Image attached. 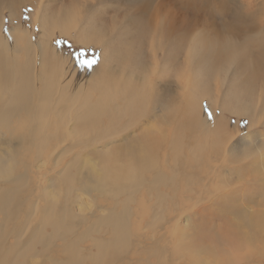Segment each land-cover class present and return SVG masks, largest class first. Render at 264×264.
<instances>
[{
  "label": "bare ground",
  "instance_id": "bare-ground-1",
  "mask_svg": "<svg viewBox=\"0 0 264 264\" xmlns=\"http://www.w3.org/2000/svg\"><path fill=\"white\" fill-rule=\"evenodd\" d=\"M117 1L125 4L123 10H114L117 14L129 9L131 13L124 12L121 19L111 17L112 26L109 28L115 31V40L109 37L112 34L103 33L100 28V35L96 32L93 39L82 41L100 44L102 49V83L100 99L96 103L105 123L102 131L109 133L118 124L137 126L146 119H152L154 124L126 151L105 156L100 167L89 165L95 178L90 185L77 189L73 186L74 181L69 183L67 178L66 182L72 186L66 192L62 191L57 197L46 194L44 206L33 204L24 219L25 204L35 180L32 175L38 176V168L42 167L35 166L32 161H24L28 154L33 150L36 155L34 159L46 160L72 135L95 138L98 136L93 126L96 114L86 110L83 101L79 103L74 99L69 104V98H64L65 90L58 85L51 86L44 82L42 88L38 86L39 80L44 78L37 69L42 68V60H45L38 59L39 50L47 48L53 29H58L62 35L70 33L76 23V19H71L72 14L53 21L51 5H44L42 0L27 1L29 6L35 5L34 18L40 20L39 24H34V27H39L40 33V40L35 43L32 36L19 26L20 23L17 25L21 18L18 9L22 4L26 6L25 0H0V104L3 108H9L8 111H0V124L9 130L11 140L20 142L17 150L15 147L9 148V155L22 156L11 159L9 163L0 158V264H28L27 259L33 256L37 245L48 253L56 238L65 237L66 232L73 234V228L85 222L84 216L90 209L89 204L78 198L77 190L90 200L95 193L117 200V196L128 192V197L121 202L120 209L100 206L99 214H90L97 225L88 230L86 228L80 237L90 240L92 247L96 248L95 253L81 247V239L76 237L71 242L67 241L62 258L54 264H264V189L251 200V205L240 203L243 207L239 216L227 219L230 214L222 215L226 219L223 225L227 233L222 234L220 226L214 224H219L214 212L203 213L201 209L198 210L201 224L196 229L183 226V230L178 229V234L173 238L174 228L170 227L162 237L151 238L147 244L140 242L142 239L138 238L141 236L134 234L136 221L133 219L140 218L133 215L129 205L132 194L144 189L148 195L146 202L155 194L156 205L160 207L163 197L157 189L167 187L172 192L168 213L175 215L185 200L201 192H208L204 207L209 210L234 189L240 190L239 197L245 201L248 188L264 187L262 28L257 32L249 30L248 26L252 23L248 25L247 21L251 16L247 12L243 17V10H234L229 24L230 36L227 35L228 29H223L222 37L205 39L199 33L191 37L192 32H187L184 25L169 22V9L164 12L151 10L153 0ZM212 2L200 1L203 7L200 9L208 7V16L212 15L211 12L214 14V9L210 8ZM183 4L181 0L171 1V5L179 9L184 7ZM194 6L190 2L186 7ZM225 6L223 4L218 8L222 12L229 11ZM5 13L12 25L6 32L2 29ZM73 18L76 17L73 15ZM101 20L106 22L105 18ZM104 24L102 22L101 25ZM153 37H157L160 43L168 42V50L155 44ZM170 49L178 50L176 60L175 56H170L174 63L179 64L184 58L181 63L183 67L177 74L179 81L175 84L176 95L180 93V103L175 106L168 103L167 93H164L166 97L159 93L157 97L154 96L150 79L158 70V64L166 61ZM51 91L52 96L49 95ZM206 100L208 109L218 110L221 118L216 124H211L209 130L206 127L203 131L204 134L209 131L215 139L211 146L202 144L203 140L196 138L201 133L196 123L208 121L202 116L203 101ZM223 113L248 121L246 134L243 133L240 142L232 148H227L233 139L231 134L240 130L237 124L233 126V131L229 130L230 125L222 119ZM69 124L73 125L72 129ZM167 127L171 129L170 132H167ZM82 130L87 133L81 134ZM188 141L196 142L191 158L183 152ZM162 145L167 146V152L165 150L160 159ZM205 156L210 161L204 160ZM234 161L239 169L248 170V174H219L228 170ZM200 169H204V172L195 171ZM65 173L62 179L67 177ZM147 174L150 176L147 177ZM220 176L223 181L219 180ZM223 183L233 185L232 191L222 194L219 188ZM22 186L26 187L25 191H19ZM73 202L75 206H72ZM174 217L164 218L161 213H156L153 222L163 231V226H172L171 220L178 219ZM234 220L238 223V230L229 233L234 227ZM48 227L50 232L47 231ZM10 237L14 240L13 244L9 241ZM222 244L229 247L220 248ZM131 253L143 254V259L134 262L129 259ZM34 256L49 255L36 253Z\"/></svg>",
  "mask_w": 264,
  "mask_h": 264
},
{
  "label": "rangeland",
  "instance_id": "rangeland-1",
  "mask_svg": "<svg viewBox=\"0 0 264 264\" xmlns=\"http://www.w3.org/2000/svg\"><path fill=\"white\" fill-rule=\"evenodd\" d=\"M27 1L29 0H25L26 6H24V4L19 6L21 10L20 8L18 9L20 12V14L18 13V15L19 18L20 16L21 18L18 20L17 25H19L18 23H20L19 26L32 36L31 38L33 42L37 43L40 40V33L39 27H34V24H39L40 20L34 18L36 12L34 7L35 5L33 6L32 3H35V1L32 2L33 0H30L32 2V6H29V3ZM36 1L38 2L39 0ZM171 1L173 0H153L151 10L164 12L165 10L169 9L170 13L167 15L169 22H171L172 25H184L185 29L188 30L187 32H192L190 35L191 37L198 33L201 34V36L205 39L222 37V35L220 34L223 29H228L227 35L230 36L231 30L229 29V24L232 19L231 13H233L234 10H243V13L240 11L243 17L244 15H247L248 12V15L251 16V19L247 21L249 22L248 25L252 23V25L248 26L249 30L251 29L257 32L258 29L260 30L262 28V35H264V0H231L232 2L230 0H213L211 7H209L214 9V14L213 12H211L212 15L210 16L207 15L208 7L205 10L200 9L203 8L200 5L201 0H181L182 4H185H183L184 7L181 9H179L177 6L171 5ZM42 2H44V5H51L50 16L53 21H56L55 19L59 20L61 18L69 17L70 14H72L71 19H76V23L68 35H62L59 33L58 29H53L52 33H50L49 36V45L44 51H42L43 48L39 50L38 59L40 58L41 60L42 58H44L45 60H42L44 64L42 65V68L39 67L37 69V72L39 73V71H41L44 80L47 81L39 80L38 86L39 88H42L44 82L47 85L51 86L58 85L65 90L64 98H69L68 100L70 101L67 100L69 104L74 101V99H76L79 103L83 101V106L87 108L86 110L93 111L94 114H96V118L93 121V126L94 130L98 133V136H96L95 138L87 137V139L86 137L78 138L77 136L72 135L58 147L57 152L52 157L46 160L34 159L36 155L35 152L31 150V153H29L30 155L28 154V158H26V160L24 161H32L31 163H33L35 166L42 167L38 168V176L32 175L33 180H35L34 185L31 188V195L28 194L30 198L25 204L23 214L24 219L33 204H37L40 207L44 206L45 202L43 198L44 196H46V194H52L57 197L62 194V191L66 192L69 187L72 186L66 182L67 178L69 179V183L74 181L73 186L77 189H84V187L90 185V183L93 182L95 178L90 171L89 165L95 164L100 167L105 156L111 154H119L126 151L127 149L135 145V142L141 138V135L149 132L154 124L152 119H146L142 122L137 123V126H131V124H118V126L109 133H106V131H102V129H104L102 125H105V123L103 122L104 119L100 117V111L96 106L97 101L100 99V86L102 83L100 75V60L102 59V49L100 47V44L95 45V43L91 42H82L88 39H93L96 32L100 35V28H102L103 33L112 34L109 37L113 38L112 40H115V31L109 28L112 26L111 17L121 19V14L128 11L131 13V9H129L128 11H119L117 14L114 10L117 8H121V10H123L125 5L123 3H119L117 0H42ZM157 2H163V4H158ZM187 2H191L193 6L196 4V7L194 6L195 8H187ZM222 3L226 5V9H229V11H227L228 13L222 12L218 8V6L223 5ZM101 13L104 14L101 16ZM73 15L76 18H73ZM100 16L102 18H105L106 22H104V20H101L102 18ZM3 22L4 23L2 24V29L4 32H6L12 27V25L9 23L7 13H5ZM102 22L105 24L101 25ZM259 25L260 28H258ZM153 40L155 44H159L160 48L168 50V42L160 43L157 37H153ZM179 46L181 47V45ZM170 50L171 51L168 52L169 56L166 61L158 64V70H156V73L158 71L160 73L152 74L150 79L153 86L154 96L157 97V93H167L168 103H170L171 106H175L179 105L180 103V93L176 95L177 91H175V84L179 81L177 74L183 67L181 63L183 62L184 58H181L179 64L174 63V60L177 59L176 52H178V50ZM170 56H175L174 60L170 59ZM183 56L184 55L182 54L181 57ZM90 61H95V63L90 64ZM212 74H214L213 71ZM49 95L52 96V91ZM163 97H166V94H164ZM203 103L204 108L202 110V116L208 121L207 123H196V125H198V129L201 131V133H198L199 136L197 135L196 138L200 140L202 139V144L211 146L215 139L212 137L209 131H207L205 134L203 133V131L206 127L209 130L211 124H216L220 121L221 118H219L220 116L218 110L215 112L212 109H208L207 100L203 101ZM65 107L66 106H63V108ZM8 110V107L3 108L0 104V111ZM222 119L225 122H228L226 124L230 125L229 130L233 131V126H235L236 124L238 126V129L240 130L237 133L233 131L231 134L233 135V139L228 143L227 148H232L237 142H240L239 140L243 137L242 135L246 134L248 129V121L246 118H236L235 116H231L227 113H223ZM72 128L73 125L70 126V129ZM167 128V132H170L171 129L169 127ZM25 129L28 130L27 127H25ZM61 132L63 131L61 130ZM80 133L86 134L87 131L82 130ZM133 139L135 141H132ZM29 142H31V139L29 140ZM19 143L11 140V138L9 137V130L7 128H4V126L0 124V153H2L0 158H2L5 163L11 162V159L16 160L22 158V156H19L17 154L9 155V148L15 147V150H17L20 147V145H18ZM195 144L196 142L188 141L184 146L183 152L189 158H191V152L196 148ZM165 145H162L163 149H161L162 151L159 152L160 159L165 153L167 147ZM26 146L28 145H24V147ZM228 150L230 149H226V151ZM28 159L29 161H27ZM204 160L210 161L208 156H205ZM188 161H190V159ZM202 170L200 169L195 171L202 173L204 172V169ZM64 172H66L65 175H67V177L65 179H62ZM235 172H238V175L240 174V172H245L243 175H245L246 173L248 174V170L239 169L238 163L236 161L232 162L229 165L228 170L222 173L219 172V174L228 175ZM149 176L150 175L147 174V177ZM219 180L223 181L224 179L222 176H220ZM63 181L65 182V186ZM25 186L19 188V191H25ZM220 187L221 188L219 189L221 193L225 194L227 191H232L233 185L223 183L220 184ZM263 189L264 187L262 185L259 188H248L246 191V197L244 196L245 201L241 198V196L239 197V194L241 193L239 192L240 190L236 191V189H234L230 195L224 196L221 201L210 207L209 210L204 207V205L207 203L208 192H201L199 195H194L191 199L188 198L187 200H185L183 207L179 211H177L175 215L168 213V207L171 205L170 194H172V192L169 191V188L159 187L157 189V192H159L161 197H163V201L161 202L160 207L156 205L157 201L155 200V194H153V196H151V199L146 202V200L148 199V195L145 193V190L141 189L139 191H135V193L132 194V202L129 204L132 209L133 215L140 218L133 219V221H136L134 234H136L138 237L141 236V238H138L142 239V241L140 242H145V244H147L151 238L162 237L173 227L174 230L172 237L175 238L178 234V229L182 231L184 228L183 226H188L190 229H196L198 226H200L201 220L199 218L200 212L198 210L201 209L203 210V213L214 212V214L218 216L219 220V224L215 222L214 224L220 226V231L222 232V234L227 233L228 231H225V227L223 225L226 219H224V217L222 218V215H226V213L230 214L228 215L227 219H232L233 217L239 216L241 208L243 207L240 205V203H243L245 206L251 205V200L259 196L261 193L260 191H263ZM76 194L78 198L81 199V201H83L85 204H89L88 206H90L89 211L86 212L84 216L85 222L78 227H74L73 234L70 232H66L65 237L56 238L54 244L50 247L51 251L48 253L45 252V250L39 248V246L37 245L36 249H34L32 253L33 256L27 259L28 264H40L41 262H43V264H54V262L57 263L58 260L62 258L63 248L68 245L67 241L71 242L76 237L81 239V247L90 250L91 253H95L96 248L92 247V243L90 242V240L80 237L81 233L85 232L86 228L88 230L94 225H97L96 220L92 219L90 217V214H99L100 206L105 209H120V206H122L121 202L128 197V192H124L117 196V200H112L107 195L100 197V194L95 193L92 194L91 197L93 199L90 200L86 195L82 194L80 190H77ZM75 205L76 203L73 202L72 206ZM156 213H161L164 218L175 216L173 219H176L178 217L177 220H171L173 222V225H176V228L173 225L163 226L164 230L160 231V227L154 225L153 222V216ZM33 221H35V219H33ZM234 222V227L229 233L238 230V223L236 220H234ZM148 223L152 224L148 225ZM229 228L227 230H229ZM47 231L50 232L51 229L48 227ZM147 233L149 235H147ZM94 236L97 235L94 234ZM9 241L12 244L14 243L12 237L9 238ZM228 247L229 245L226 244H222L220 246V248ZM36 253L47 254L49 256L36 257L34 256V254ZM217 255H219V253ZM129 259L134 262L139 261L140 259H143V254L131 253ZM150 259L153 260V258Z\"/></svg>",
  "mask_w": 264,
  "mask_h": 264
},
{
  "label": "snow or ice",
  "instance_id": "snow-or-ice-1",
  "mask_svg": "<svg viewBox=\"0 0 264 264\" xmlns=\"http://www.w3.org/2000/svg\"><path fill=\"white\" fill-rule=\"evenodd\" d=\"M89 63H90V64H91V63H95V61H90Z\"/></svg>",
  "mask_w": 264,
  "mask_h": 264
}]
</instances>
